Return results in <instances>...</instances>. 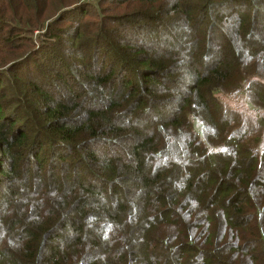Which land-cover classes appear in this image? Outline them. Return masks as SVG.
Instances as JSON below:
<instances>
[{
  "label": "trees",
  "instance_id": "1",
  "mask_svg": "<svg viewBox=\"0 0 264 264\" xmlns=\"http://www.w3.org/2000/svg\"><path fill=\"white\" fill-rule=\"evenodd\" d=\"M16 1L45 38L0 73V264H264V0H115L87 37Z\"/></svg>",
  "mask_w": 264,
  "mask_h": 264
},
{
  "label": "rangeland",
  "instance_id": "2",
  "mask_svg": "<svg viewBox=\"0 0 264 264\" xmlns=\"http://www.w3.org/2000/svg\"><path fill=\"white\" fill-rule=\"evenodd\" d=\"M73 1L74 0H61V2L56 3L54 7H52L49 3L46 6L47 13L45 16L51 14V16H47L51 19L56 12L57 7L71 8L72 4L68 6L67 4L72 3ZM28 2L30 4L32 1L28 0ZM11 3L14 6L11 5ZM73 4L75 6L77 5L80 12L75 13L74 10L70 20L62 21L60 24L64 26L73 20L80 19L76 28L83 37H87V35L94 28L93 26L96 28L104 27L108 21L117 17L120 13L115 0H78ZM24 9L25 6H18L16 0H2V2H0V13H5V15L17 17L18 14L20 16H26ZM27 11L29 15L32 16V12H29L30 9ZM101 24H103V26ZM25 25L26 24H20L16 21H3L0 23V73L2 75H4L3 71L10 64L7 62H9L14 56L26 52L27 56L30 59L32 58V62H34L35 59L33 54L35 53L36 46H38L41 42H44L43 39L45 37L43 36V28L36 30L35 28H32V25ZM32 43L34 45H32ZM218 98L228 107L244 113L245 116L254 113L255 111L244 99L241 93L218 94ZM255 113L257 115H264V109L258 108Z\"/></svg>",
  "mask_w": 264,
  "mask_h": 264
}]
</instances>
